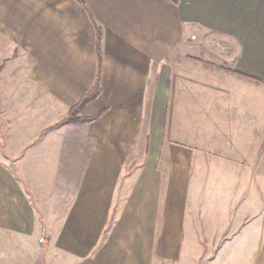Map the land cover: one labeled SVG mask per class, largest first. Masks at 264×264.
I'll list each match as a JSON object with an SVG mask.
<instances>
[{
  "label": "crops",
  "instance_id": "0c3cea01",
  "mask_svg": "<svg viewBox=\"0 0 264 264\" xmlns=\"http://www.w3.org/2000/svg\"><path fill=\"white\" fill-rule=\"evenodd\" d=\"M0 264H264V0H0Z\"/></svg>",
  "mask_w": 264,
  "mask_h": 264
},
{
  "label": "trees",
  "instance_id": "16d2710c",
  "mask_svg": "<svg viewBox=\"0 0 264 264\" xmlns=\"http://www.w3.org/2000/svg\"><path fill=\"white\" fill-rule=\"evenodd\" d=\"M97 32H98L97 50L99 55V64L101 67L102 66V32L100 29H98ZM100 96H101V78L99 75L92 91L89 94H87L85 97H83L81 101L70 110L68 117L63 121V123L81 125V124H91L98 121L105 112H101L100 114L92 118H85L82 116V114L86 109V107L90 103L99 99Z\"/></svg>",
  "mask_w": 264,
  "mask_h": 264
},
{
  "label": "rangeland",
  "instance_id": "374dc122",
  "mask_svg": "<svg viewBox=\"0 0 264 264\" xmlns=\"http://www.w3.org/2000/svg\"><path fill=\"white\" fill-rule=\"evenodd\" d=\"M215 56H216V54H215ZM201 246L203 247V249H206V246H210V244H201ZM215 246H216V244H215ZM216 250V249H215Z\"/></svg>",
  "mask_w": 264,
  "mask_h": 264
}]
</instances>
